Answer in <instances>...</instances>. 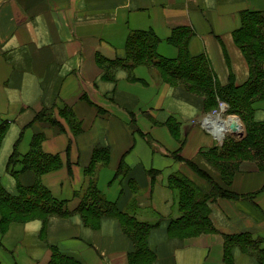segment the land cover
<instances>
[{
    "label": "crops",
    "instance_id": "0c3cea01",
    "mask_svg": "<svg viewBox=\"0 0 264 264\" xmlns=\"http://www.w3.org/2000/svg\"><path fill=\"white\" fill-rule=\"evenodd\" d=\"M245 10L264 13V0H0V123L8 121L0 144L1 182L15 193L18 180H36L30 170L16 178L7 165L14 151L27 153L41 136L43 151L58 154L62 163L40 181L73 212L0 228V264H49L54 252L71 257L66 264H227L225 234L245 232L264 247V168L250 159L240 162L231 184L238 196L209 201L216 231L170 229L181 210L169 177L186 176L202 195L210 191L186 159L206 164L197 153L218 138L203 120L192 122L201 107L154 67H111L114 79L104 76L110 64L104 59L125 57L131 31L153 30L161 39L158 52L170 58L181 48L167 39L182 31L187 51L205 55L220 83L230 76L243 83L250 66L234 31ZM64 107L75 113L80 131L60 114ZM255 108V119L264 121V99ZM169 117L179 121L176 134ZM96 147L111 151L110 161L98 167L97 186L123 212L151 224L150 253L138 252L116 216L91 225L76 212ZM180 147L179 159L172 153ZM121 163L127 170L123 166L116 176ZM150 169L157 171L154 177ZM232 258L234 264H259L238 245Z\"/></svg>",
    "mask_w": 264,
    "mask_h": 264
},
{
    "label": "trees",
    "instance_id": "16d2710c",
    "mask_svg": "<svg viewBox=\"0 0 264 264\" xmlns=\"http://www.w3.org/2000/svg\"><path fill=\"white\" fill-rule=\"evenodd\" d=\"M184 33L175 37H168V41L181 48L179 56L170 58L161 55L158 50L160 37L153 30H133L129 33L125 57L104 59L110 62L104 67V76L114 79L115 68H132L139 64L150 65L158 70L162 78L174 84L180 82L189 93L205 95L203 105L212 110L219 107L220 101L228 104V114H247V134L240 140L225 139L221 148L212 147L208 153L202 151L201 157L210 162V166L218 171L203 166L197 161H190V166L202 177L211 183L212 189L202 195L199 189L186 176L171 175L168 185L178 191V204L181 215L170 223L171 230L201 233L216 231L210 217L209 201L219 197L235 198L238 196L231 184L239 168L240 162L252 158L260 168H264V121L251 120L255 112V103L264 99V13L260 10H245L242 13V25L234 31V39L244 53L250 66V76L243 83H237L230 76L226 83H220L205 55L193 56L187 51ZM181 37V38H180ZM103 59V58H102ZM115 67V68H111ZM229 108V109H228ZM252 113V114H251ZM60 114L65 116L74 131L81 130V124L72 109L64 107ZM251 114V115H250ZM45 118V116H42ZM250 119V120H249ZM49 121L57 123L56 119L49 117ZM59 123V122H58ZM173 133L178 132L179 121L169 117L166 121ZM8 128V121L0 123V144ZM111 159V151L107 147H96L85 173L88 185L81 195V201L76 208L86 224L98 225L106 216H116L136 243L139 251L150 253L147 247V236L151 224L140 222L131 214L123 212L115 201L109 200L96 184L98 167L107 164ZM58 154L47 153L41 147V136H35L31 150L25 154L13 152L7 169L16 178L19 173L32 171L36 180L30 184L17 182L15 193L8 191L0 178V228L5 232L11 222H25L40 218L47 222L52 216H70L73 212L68 208L67 201L55 197L52 192L40 181L41 175L61 166ZM19 165V167H17ZM123 163L117 170L122 174ZM203 166L204 168H202ZM127 167L124 166V170ZM153 176L152 169L149 170ZM201 194V195H200ZM240 246L254 254L259 264H264V247L262 240L254 239L250 233L225 234V260L227 264H234L232 248ZM69 256L54 252L49 264H66Z\"/></svg>",
    "mask_w": 264,
    "mask_h": 264
},
{
    "label": "rangeland",
    "instance_id": "374dc122",
    "mask_svg": "<svg viewBox=\"0 0 264 264\" xmlns=\"http://www.w3.org/2000/svg\"><path fill=\"white\" fill-rule=\"evenodd\" d=\"M175 85L176 86H179L181 89H180V93L182 94V96L185 98V99H190V100H192V101H196L197 103H198V106L199 107H201V113L199 114V115H197L196 117H194L193 118V120H192V122L193 123H200V121H202L205 117H207V116H209V115H214V114H217V113H221L223 116H228V111H227V108H225V110L223 109V111L221 110L222 109V107L220 106V107H218V108H216V109H212V110H209V109H206L205 108V106L203 105V102H204V97H206L205 95H196V94H192V93H189L186 89H184V86H183V84L182 83H180V82H175ZM227 104V103H226ZM227 107H228V104H227ZM229 109V108H228ZM231 114H233L234 116L233 117H235L236 119H238L240 122H241V124L243 125V131H242V136H240V135H237L235 132H229V133H227V136H226V138L225 139H232V140H240V139H242L246 134H247V114H244V115H240V114H238V113H231ZM252 114V113H251ZM250 114V115H251ZM229 116H231V115H229ZM250 120V119H249ZM251 120H256L255 119V112L253 113V119H252V116H251ZM198 121V122H197ZM200 125V124H199ZM225 139H224V141H225ZM215 143L216 144H214V145H212V146H210V147H202L199 151H198V153H197V155H200V153H202V151H205V152H207L208 151V149H210V148H212V147H219V148H221V145L223 144V141H219L218 139L217 140H215ZM180 149H181V147L179 148V149H177L176 151H174L173 153H172V155L173 156H175V157H177V158H182L180 155H179V151H180ZM208 153V152H207ZM248 159H250V158H248ZM195 160V159H194ZM193 159H190V160H188V159H186V162L188 161V163L190 164V161H194ZM250 160H252V158L250 159ZM204 163H206V164H202L203 166H208L209 168L211 167L209 164H210V162L209 161H204ZM209 163V164H208ZM203 166H201L202 168H204ZM212 168V167H211ZM204 169H206V168H204ZM213 169V168H212ZM121 170H123V169H121ZM152 171L153 172H157L156 170H154V169H152ZM214 172L216 173V176L219 174L218 173V171L214 168L213 169V174H214ZM198 175L200 176V177H202L199 173H198ZM203 179H205L204 177H202ZM206 180V179H205ZM208 181V180H207ZM209 182V181H208ZM210 183V182H209ZM211 184V183H210ZM83 193V192H82ZM139 210V209H138Z\"/></svg>",
    "mask_w": 264,
    "mask_h": 264
},
{
    "label": "bare ground",
    "instance_id": "6f19581e",
    "mask_svg": "<svg viewBox=\"0 0 264 264\" xmlns=\"http://www.w3.org/2000/svg\"><path fill=\"white\" fill-rule=\"evenodd\" d=\"M221 110L223 111V108ZM233 116V114L223 116L221 113L209 115L204 119L203 124L214 136L220 139V141H224L229 132H235L237 135L242 136L243 125Z\"/></svg>",
    "mask_w": 264,
    "mask_h": 264
},
{
    "label": "built area",
    "instance_id": "2783aa9c",
    "mask_svg": "<svg viewBox=\"0 0 264 264\" xmlns=\"http://www.w3.org/2000/svg\"><path fill=\"white\" fill-rule=\"evenodd\" d=\"M222 107L224 110H225V108H227V104L224 102V101H220V104H219V107ZM203 121H204V119H203ZM203 121H202V123H203Z\"/></svg>",
    "mask_w": 264,
    "mask_h": 264
}]
</instances>
